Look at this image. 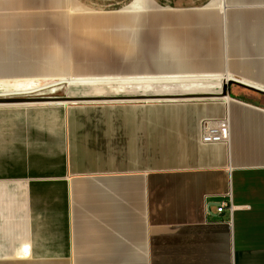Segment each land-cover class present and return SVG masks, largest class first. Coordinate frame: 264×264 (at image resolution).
<instances>
[{
    "label": "crops",
    "instance_id": "crops-1",
    "mask_svg": "<svg viewBox=\"0 0 264 264\" xmlns=\"http://www.w3.org/2000/svg\"><path fill=\"white\" fill-rule=\"evenodd\" d=\"M154 1L0 0V264H264V0Z\"/></svg>",
    "mask_w": 264,
    "mask_h": 264
},
{
    "label": "rangeland",
    "instance_id": "rangeland-1",
    "mask_svg": "<svg viewBox=\"0 0 264 264\" xmlns=\"http://www.w3.org/2000/svg\"><path fill=\"white\" fill-rule=\"evenodd\" d=\"M124 4L130 2L131 0H123ZM212 0H155L151 6L156 8H162V9H169L172 8L173 10L178 11H202L210 9L212 6ZM118 3V2H117ZM107 5H113L111 3H107ZM145 6V5H144ZM126 7V6H125ZM201 9V10H199ZM110 12V11H117L116 9H105L104 12ZM145 14H149V12H146ZM210 80V79H208ZM11 88V80L10 81H0V93L1 91L10 90ZM81 89L86 91H78L75 94H67L65 95H87L89 94L86 87H82Z\"/></svg>",
    "mask_w": 264,
    "mask_h": 264
},
{
    "label": "built area",
    "instance_id": "built-area-1",
    "mask_svg": "<svg viewBox=\"0 0 264 264\" xmlns=\"http://www.w3.org/2000/svg\"><path fill=\"white\" fill-rule=\"evenodd\" d=\"M201 141L204 145H223L230 140L231 129L230 120L228 117L222 119H206L200 127ZM229 207L232 210L231 204H222L218 211L223 213L225 208Z\"/></svg>",
    "mask_w": 264,
    "mask_h": 264
},
{
    "label": "water",
    "instance_id": "water-1",
    "mask_svg": "<svg viewBox=\"0 0 264 264\" xmlns=\"http://www.w3.org/2000/svg\"><path fill=\"white\" fill-rule=\"evenodd\" d=\"M234 85V82H228L220 95H205L204 97H209V98H222V97H226L228 95L229 92V87ZM248 88V87H247ZM252 91H256L259 92L260 94L264 93L260 90L257 89H252V88H248ZM92 100H97L96 98H84V97H75V98H70V97H62L59 99H53L52 97H43V98H34V97H27V98H18V97H12L11 98H7V97H0V105H11L12 103H27V102H43V101H47V102H52V101H62V102H66V103H76V102H89Z\"/></svg>",
    "mask_w": 264,
    "mask_h": 264
},
{
    "label": "bare ground",
    "instance_id": "bare-ground-1",
    "mask_svg": "<svg viewBox=\"0 0 264 264\" xmlns=\"http://www.w3.org/2000/svg\"><path fill=\"white\" fill-rule=\"evenodd\" d=\"M141 5H142V3L137 2V4H135L133 8L140 7ZM165 11H169V10H165ZM11 96H12V94H10V95H0V97H7V98H9V97L11 98Z\"/></svg>",
    "mask_w": 264,
    "mask_h": 264
}]
</instances>
